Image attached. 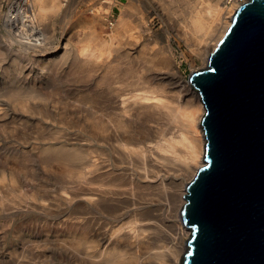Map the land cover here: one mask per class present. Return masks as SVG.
Segmentation results:
<instances>
[{"label":"bare ground","instance_id":"obj_1","mask_svg":"<svg viewBox=\"0 0 264 264\" xmlns=\"http://www.w3.org/2000/svg\"><path fill=\"white\" fill-rule=\"evenodd\" d=\"M243 1L184 7L179 31L205 63ZM4 2L0 145L27 154H0V237L12 229L20 238L0 264H179L186 186L206 152L198 91L166 51L155 60L122 13L112 22L122 0H98L92 18L69 10L70 0H11L7 12ZM157 3L167 9V0ZM87 22L85 37L72 41ZM141 23L150 30L145 16ZM28 153L59 182L33 184ZM172 224L175 246L161 248Z\"/></svg>","mask_w":264,"mask_h":264},{"label":"water","instance_id":"obj_2","mask_svg":"<svg viewBox=\"0 0 264 264\" xmlns=\"http://www.w3.org/2000/svg\"><path fill=\"white\" fill-rule=\"evenodd\" d=\"M189 81L206 109V152L186 186L181 264H264V0L237 8Z\"/></svg>","mask_w":264,"mask_h":264},{"label":"rangeland","instance_id":"obj_3","mask_svg":"<svg viewBox=\"0 0 264 264\" xmlns=\"http://www.w3.org/2000/svg\"><path fill=\"white\" fill-rule=\"evenodd\" d=\"M97 1L98 0H70L69 10H71L72 12L73 10H77V9L78 11H86L85 16L88 18H92L93 14L91 11L88 10V8L92 4L93 6L98 8ZM246 1L247 0H244L243 2L245 3ZM130 2H132V4H130ZM196 2L199 5V7H201L202 5L207 4L209 2L213 3L215 2V0H167V9L165 7L159 6V4L157 3V0H122L121 10L117 8L115 13L112 14L111 20L112 22L116 23L117 20L119 19V16L122 13V15L127 19V21L130 23V25L134 29L139 30L143 33L142 41H144V45L147 46L146 47L147 50L152 54H157V52L161 49L163 50V53L164 51H166V54L169 55L172 61L180 65L181 79L189 80L190 74L192 72L206 68L207 63H205L201 57H198L191 51L190 46L187 44V42L185 41V39L183 38L182 34L179 31L177 22L181 23L184 21V16H185L184 7H187L189 3L194 5V3ZM10 3H11V0H5L3 4V12L8 11ZM220 3H221V6H226L228 4V0H220ZM131 5H132V8H131ZM168 8L169 9L174 8L175 10H177L174 15L175 17L174 16L172 17L169 15ZM142 16H145L148 21V27L150 29L149 31H144V27L141 23ZM70 25L74 29L77 28L76 22L73 21L72 19H70ZM81 25H83L81 31L77 32L75 30L72 35L71 39L74 42L80 40V38L81 39L84 38L86 33L89 30L88 28L90 25L89 23H88V26L84 24H81ZM106 28L107 29H105V31H102L101 33V35L105 37L109 36L112 31L111 27L108 26ZM154 58L158 62L159 54L154 56ZM68 95L70 96V99L76 96L74 90H69ZM2 134L3 133L1 132L0 135ZM1 138H4V137H1ZM55 142L56 141L54 140L49 141V142L47 141V143H55ZM19 146L21 145L15 146L12 144L10 145V143L4 142L3 144L0 145V150H1L0 154L5 153V152L12 153V154H18V155L27 154L26 151H23V145L21 147ZM28 154H29V161L31 162L29 163L30 165L32 164L31 167H34L33 168L34 171L32 170V172L30 173L31 176L29 175V177L33 181L32 182L33 184L36 183L38 186L42 185L43 187H47L50 185H55L59 182L56 179V177L50 174H47L41 171L40 169L39 171L37 167L35 166L36 156L34 155V153H28ZM0 163H1V157H0ZM31 186L32 184L30 183L29 186L26 188V190L31 192L32 191ZM185 202H186V199H185ZM173 224L165 227V229L167 228L166 233H164L166 238L164 237L161 243H159V245L162 244L160 246L161 248H163L164 242L166 246L170 248L175 246V242L173 238L171 239L170 238L171 235L168 234L174 231L173 228H175L174 227L175 225L173 226ZM169 230L170 232H168ZM17 231L18 230L11 229L9 230L6 237L4 238L0 237V258L7 259L17 254V250L20 245L19 232ZM189 236H190V231H189V235L186 238L187 240ZM169 243L172 244V246H169ZM185 246H186V242H185ZM168 247H166V249L164 248V250H167ZM131 252L133 251H128V254L131 255ZM181 260L179 264H181Z\"/></svg>","mask_w":264,"mask_h":264}]
</instances>
